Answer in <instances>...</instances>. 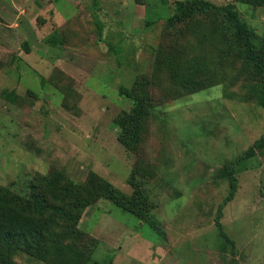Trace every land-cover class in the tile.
I'll use <instances>...</instances> for the list:
<instances>
[{"label":"rangeland","instance_id":"374dc122","mask_svg":"<svg viewBox=\"0 0 264 264\" xmlns=\"http://www.w3.org/2000/svg\"><path fill=\"white\" fill-rule=\"evenodd\" d=\"M176 1L0 0V191L85 203L6 264H264L258 78L207 17L170 25ZM231 2L264 38V6ZM136 107L127 148L116 119Z\"/></svg>","mask_w":264,"mask_h":264},{"label":"trees","instance_id":"16d2710c","mask_svg":"<svg viewBox=\"0 0 264 264\" xmlns=\"http://www.w3.org/2000/svg\"><path fill=\"white\" fill-rule=\"evenodd\" d=\"M231 1L228 0L226 4L217 5L210 0H177L174 3L172 14L167 17V22L172 25L194 16L202 17L203 15L207 17L210 26L206 24L205 29L202 30L204 32L203 37L210 42L209 44L214 51L222 54L233 47L238 50L243 58L244 66L258 78L253 94L258 99L259 105L264 108V38L258 37L255 30L239 17L235 5ZM239 1L264 6V0ZM121 90L127 93L123 87ZM128 94L130 95V93ZM138 118L139 114L136 107L132 113H123L118 115L116 119V125L120 127L121 132L119 139L127 148L138 139V136L132 133L138 127ZM263 147L264 132L254 141L245 154L249 156L255 153L256 149ZM71 183L64 185L61 192L58 191L60 192L59 200L65 201L66 196L70 195ZM98 188H101L99 185L97 191L104 193L105 188ZM105 192L108 194L107 198L113 202H122L123 195L112 190L109 185ZM139 194L141 195V193ZM75 204L77 213L76 216H73V213L62 209L58 204L47 201L45 196L40 193H27V196L23 197L9 194V190L3 188L0 191V264L7 263L6 257L12 260L16 253L12 247L13 243H22L31 237L42 238L43 232L50 230L59 213L63 212L68 220L73 218L74 221H77L80 210L85 203L81 200ZM127 208L134 213L132 206ZM141 216L153 229L159 231L157 221L148 215L147 209ZM68 232L71 231L68 230ZM85 263L86 261L82 264Z\"/></svg>","mask_w":264,"mask_h":264}]
</instances>
